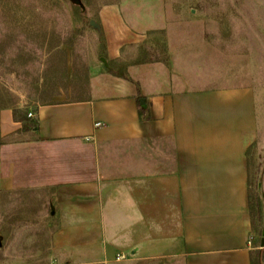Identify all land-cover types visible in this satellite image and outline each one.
Returning a JSON list of instances; mask_svg holds the SVG:
<instances>
[{
    "label": "crops",
    "instance_id": "0c3cea01",
    "mask_svg": "<svg viewBox=\"0 0 264 264\" xmlns=\"http://www.w3.org/2000/svg\"><path fill=\"white\" fill-rule=\"evenodd\" d=\"M152 21L139 13L135 31L119 24L123 35L108 40L118 68L98 71L76 98L34 111L0 107V203L24 190L31 151L33 183L62 185L65 207L83 223L97 218L104 234L81 247L101 255L76 264H252L264 250L247 161L258 129L254 89L201 83L196 54L175 43L165 59L131 60L126 47L145 52L147 32L167 29Z\"/></svg>",
    "mask_w": 264,
    "mask_h": 264
},
{
    "label": "rangeland",
    "instance_id": "374dc122",
    "mask_svg": "<svg viewBox=\"0 0 264 264\" xmlns=\"http://www.w3.org/2000/svg\"><path fill=\"white\" fill-rule=\"evenodd\" d=\"M105 8L116 11L107 22L101 17ZM139 13L167 29L147 32L145 52L136 44L126 47L135 54L131 60L165 59L175 43L196 54L201 83L254 89L258 129L247 161L259 243L264 237V0H0V107L17 104L34 111L39 104L76 98L98 71L118 68L108 40L123 35L122 21L135 31ZM28 153L24 190L0 203V264H76L101 255L95 247L81 248L104 239L97 218L83 223L72 215L59 194L62 185L50 191L34 184Z\"/></svg>",
    "mask_w": 264,
    "mask_h": 264
},
{
    "label": "trees",
    "instance_id": "16d2710c",
    "mask_svg": "<svg viewBox=\"0 0 264 264\" xmlns=\"http://www.w3.org/2000/svg\"><path fill=\"white\" fill-rule=\"evenodd\" d=\"M143 114V109L140 110ZM15 117L18 118V115L15 114ZM252 264H264V250H258L252 257Z\"/></svg>",
    "mask_w": 264,
    "mask_h": 264
},
{
    "label": "built area",
    "instance_id": "2783aa9c",
    "mask_svg": "<svg viewBox=\"0 0 264 264\" xmlns=\"http://www.w3.org/2000/svg\"><path fill=\"white\" fill-rule=\"evenodd\" d=\"M29 116L32 117V116H34V115H33V113L30 112V113H29Z\"/></svg>",
    "mask_w": 264,
    "mask_h": 264
}]
</instances>
